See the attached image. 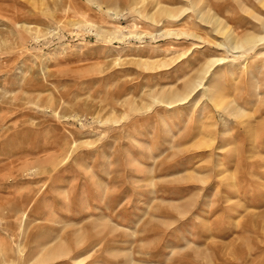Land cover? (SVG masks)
Segmentation results:
<instances>
[{
  "label": "rangeland",
  "instance_id": "rangeland-1",
  "mask_svg": "<svg viewBox=\"0 0 264 264\" xmlns=\"http://www.w3.org/2000/svg\"><path fill=\"white\" fill-rule=\"evenodd\" d=\"M0 264H264V0H0Z\"/></svg>",
  "mask_w": 264,
  "mask_h": 264
},
{
  "label": "bare ground",
  "instance_id": "bare-ground-1",
  "mask_svg": "<svg viewBox=\"0 0 264 264\" xmlns=\"http://www.w3.org/2000/svg\"><path fill=\"white\" fill-rule=\"evenodd\" d=\"M251 43H252V40L251 39H245L240 46L235 47V48L239 49V48L243 47L244 45H249Z\"/></svg>",
  "mask_w": 264,
  "mask_h": 264
}]
</instances>
